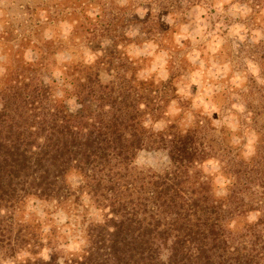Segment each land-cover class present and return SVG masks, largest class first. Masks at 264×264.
I'll return each instance as SVG.
<instances>
[{
	"label": "trees",
	"instance_id": "16d2710c",
	"mask_svg": "<svg viewBox=\"0 0 264 264\" xmlns=\"http://www.w3.org/2000/svg\"><path fill=\"white\" fill-rule=\"evenodd\" d=\"M94 2L87 0L86 8L96 6L101 14L71 19L86 44L100 38L110 44L94 62L78 64L76 78L61 83L63 93L75 98L76 111L57 96L56 82L40 78L54 43L31 47L23 37L28 43L0 78V209L28 197L61 203L85 194L96 209L106 210L103 220L86 224L84 246L60 264H264V145L257 143L251 160L223 161L227 195L212 194L200 170L211 156L206 134L146 127L144 118L160 120L168 101L151 96L157 90L136 77L137 66L118 50L126 15ZM14 31L7 27L0 39L16 41ZM27 48L33 61H25ZM103 67L113 72L107 83L101 82ZM143 149L166 150L168 168L157 173L133 167ZM108 185L113 188L104 200ZM12 247L0 221V253ZM58 261L53 250L50 260L33 264Z\"/></svg>",
	"mask_w": 264,
	"mask_h": 264
},
{
	"label": "rangeland",
	"instance_id": "374dc122",
	"mask_svg": "<svg viewBox=\"0 0 264 264\" xmlns=\"http://www.w3.org/2000/svg\"><path fill=\"white\" fill-rule=\"evenodd\" d=\"M92 1L126 15V37L118 50L137 66L136 77L157 90L151 96L168 101L160 120L144 118L146 127L202 129L211 156L200 170L208 177L212 194L226 196L229 180L222 162L231 156L251 160L257 143L264 145V0ZM88 5L87 0H0V35L8 27L19 36L12 42L0 39V78L28 43L21 42L23 37L30 39L31 47L37 41L54 43L40 67V78L45 84L56 82L57 96L76 111L75 98L63 93L61 83L76 78L77 65L94 62L110 44L100 37L101 43L86 44L85 34L73 23L76 16L101 14ZM63 17L67 19L59 22ZM93 47L98 50L93 52ZM24 58L33 61L34 52L25 49ZM103 68L101 82L107 83L113 72ZM132 166L162 173L169 166L168 153L140 150ZM112 188L108 185L102 191L104 200ZM105 211L96 209L85 194L61 203L28 197L0 209V221L13 246L0 253V264L48 261L53 250L60 264L68 253L84 246L86 224L103 220ZM255 218V213L249 215V220Z\"/></svg>",
	"mask_w": 264,
	"mask_h": 264
}]
</instances>
